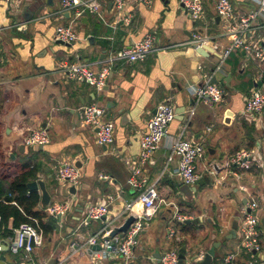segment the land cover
Masks as SVG:
<instances>
[{
    "label": "crops",
    "instance_id": "crops-1",
    "mask_svg": "<svg viewBox=\"0 0 264 264\" xmlns=\"http://www.w3.org/2000/svg\"><path fill=\"white\" fill-rule=\"evenodd\" d=\"M100 1L104 18L87 12L86 18L82 16L74 23L79 39L63 44L54 41L53 35L56 26L69 23L72 16L61 12V0H25L23 12L32 15L25 31L13 26L15 16L9 13L10 5L0 0V182L8 190L18 166L30 162L38 166V173L29 181H45L51 194L49 204L72 201L71 210L59 220L55 218V230L45 234L43 245L30 254L32 264H48L52 259L55 264H125L122 258L94 261L86 248L73 252L71 243L124 223L127 202H133L137 211L143 209L138 200L140 190L128 183L130 168L125 160H137L147 122L159 103L167 99L175 105L177 115L141 176L147 179L146 186L154 185L158 190L160 208L145 225L131 264H160L164 251L182 246L187 249L183 264H198L200 259L195 256L206 253L217 242L212 264H223L229 252H234L241 264L252 260L264 264V234L263 249L256 253L240 249L239 228L237 235L230 237L248 197L262 203L260 216L264 215V116L258 120L243 112L255 88L264 92V61L246 58L241 49L222 59L231 39L226 34L227 21L218 19L217 0H202L204 15L196 22L180 0H153L151 5L130 0L123 12L114 0ZM233 1L237 19L260 8L252 0ZM252 26L247 39L257 47L264 43V9L252 20ZM149 32L157 33L161 48L143 61L116 63L102 90L69 79L58 68V62L67 58L85 62L99 72L111 48L130 46ZM194 32L210 37L217 53L204 55L182 46L164 48L186 41ZM208 81L223 87V101L210 103L196 98V88ZM92 102L106 106L115 121L113 146L100 145L95 130L81 125L79 110ZM38 127L48 129L51 141L44 146L27 144V134ZM178 135L202 140L206 145L197 163L201 177L194 185L181 180L178 159H168ZM242 149H253L254 160L249 170L236 175L224 161ZM64 160L76 163L81 171V182L74 192L72 185L56 178V168ZM215 163L220 166L217 179L222 183L201 184L205 177L211 178L210 168ZM101 174L110 178H101ZM35 191L40 196L35 209L46 212L49 204L43 207L42 192ZM111 195L115 200L110 213L85 223L88 206ZM175 206L197 221L188 223L189 227L177 223L178 239H171L168 225ZM14 220L10 217L6 225L0 215V264H14L24 255L9 247L17 228ZM6 228L13 229L14 235H8Z\"/></svg>",
    "mask_w": 264,
    "mask_h": 264
},
{
    "label": "built area",
    "instance_id": "built-area-1",
    "mask_svg": "<svg viewBox=\"0 0 264 264\" xmlns=\"http://www.w3.org/2000/svg\"><path fill=\"white\" fill-rule=\"evenodd\" d=\"M9 5L16 0H7ZM130 0H114L117 9L123 12L127 2ZM146 5H151L153 0H133ZM260 7L259 10H253L249 14L237 19L234 16L235 4L233 0H217L216 11L220 18L227 21L226 34L231 39V44L223 51L222 59L228 58L232 52L241 49L245 52L246 58L254 57L264 61V43L259 46L252 45L248 41L249 33L253 26L252 20L255 19L261 10L264 9V0H252ZM184 10L190 15L193 22L202 18L204 15V5L202 0H180ZM71 12L72 19L69 23L56 26L53 40L73 43L79 39V33L75 29L74 23L81 19L84 12L97 14L104 18L102 4L100 0H61V12ZM70 16V17H71ZM128 20V17H126ZM158 36L156 32L147 33L141 40L134 42L130 46L122 48H111L105 58V65L96 72L89 65L82 61H70L61 59L58 62V68L69 78L76 81L86 82L91 86L102 90L107 78L112 72V67L118 62L134 63L145 60L149 54L161 48L158 45ZM195 45L202 47L210 45V37L202 35L200 32H194L181 43L170 44L164 48L184 47L195 48ZM222 66L220 65L219 68ZM195 96L198 100L206 102H221L224 100L225 92L217 82L208 81L198 86L195 90ZM244 114L251 115L255 119H262L264 116V92L260 88H255L245 102ZM194 113V111H192ZM177 111L175 105L170 100H164L156 108L155 113L147 122V130L141 136L140 154L135 161L125 160L130 168L128 183L140 190L138 200L142 203L143 209L137 211L133 202H127L124 205L123 214L125 218L133 215L135 220L130 224L128 230L122 234L111 236L112 228L103 229L97 233L88 236L86 239L74 240L71 243V249L76 252L86 248L94 261H99L104 257L122 258L125 264H131L135 258V248L139 243V235L142 233L145 225L157 213L160 208V196L154 185L146 186L147 179L141 177L143 168L153 152L157 150L167 133V128L171 121L176 117ZM81 125L90 127L96 132V139L100 145L113 146L115 143V121L109 116L108 108L98 102L83 105L79 110ZM51 141V136L46 127L32 129L26 136L25 142L29 145L44 146ZM169 160L178 159V174L181 180L188 185H194L200 179L197 163L206 152L205 142L195 138L178 135L170 147ZM254 150L242 149L229 156L224 161V166L236 175L244 170H249L253 164ZM220 166L218 163L212 164L210 173L217 179ZM101 178L108 179L110 176L101 174ZM56 178L69 185L78 186L81 182V171L79 166L69 160L62 161L56 168ZM111 195L107 200L90 204L86 210L85 223L91 219H101L110 213V205L114 201ZM72 208V201H57L46 207V212L57 218H62ZM260 204L251 197L247 199L241 210V221L239 230L241 233L240 249L247 253L259 252L263 249L261 236L264 234V228L261 224ZM259 212V213H258ZM31 221L22 222L16 229L15 235L9 243L12 252L23 253L21 260L14 264H29L34 261L30 254L36 247L43 245L44 232L39 224V219L31 217ZM187 219H192L191 215L183 213L178 206L174 208L173 220L168 225L169 237L178 239L177 223H183ZM100 245V249L94 248ZM3 245L0 243V252ZM204 251L198 254L197 260L203 258ZM223 264H241L236 259L234 252H229L224 256ZM160 264H180L179 247H173L164 251L160 258ZM261 261L252 260L250 264H260Z\"/></svg>",
    "mask_w": 264,
    "mask_h": 264
},
{
    "label": "trees",
    "instance_id": "trees-1",
    "mask_svg": "<svg viewBox=\"0 0 264 264\" xmlns=\"http://www.w3.org/2000/svg\"><path fill=\"white\" fill-rule=\"evenodd\" d=\"M236 52V51H234ZM38 166L33 163L18 166V174L14 176L10 182L8 190H4L0 182V215L2 222L7 225V220L14 217V225L19 226L22 222L31 221V217L39 219L41 229L44 235L53 232L57 224L55 217L49 216L45 211L36 210V206L40 201L39 193L35 190H29L27 183L30 179L37 178ZM49 218L46 222L45 219ZM191 224L184 223V227H189ZM5 232L13 236V229H5Z\"/></svg>",
    "mask_w": 264,
    "mask_h": 264
},
{
    "label": "water",
    "instance_id": "water-1",
    "mask_svg": "<svg viewBox=\"0 0 264 264\" xmlns=\"http://www.w3.org/2000/svg\"><path fill=\"white\" fill-rule=\"evenodd\" d=\"M25 4V0H16L14 2L11 3V6L9 8L10 10V14L12 16H15V18H13L14 20V25L13 26H17L18 30H23L25 31L26 26L28 24L29 21H31L32 19V15H29L28 13L25 14V12H23V7L22 5ZM24 6V5H23ZM68 15L71 16V12L67 11ZM87 12L83 13L84 18L87 17ZM218 19H220V17L218 16ZM58 43H63L66 44L63 41H57ZM195 49H197V51H199L202 54H207V53H217L216 50L211 46V45H203L202 47H199L197 45H195ZM229 78H231V75H229V77H227V82L229 81ZM215 81H217V79L215 78ZM228 84V83H227ZM185 109L182 110V113L184 112ZM184 114V113H183ZM14 156V155H12ZM204 183H211V178H207L205 177L201 184ZM28 188L30 190H41L42 192V198H41V204L43 207H46L50 202H51V194L49 193L45 181L42 179H36V180H31L27 183ZM76 186L72 185L71 186V191H75ZM198 187H195V192L197 191ZM247 202V199L245 201V203ZM261 213V210H260ZM241 218V215H239V217L234 221L233 223V233L232 235H230V237L236 236L237 235V229L239 228V221ZM57 220H59V218H57ZM135 220V217L133 215H130L129 217H127V219L124 221V223H122L121 225L115 226L113 228V230L111 231V236H115L119 233L122 232H126L130 226V224ZM197 220L194 219H187L185 222L186 223H193L196 222ZM261 224L264 225V215H261ZM219 247V242L215 243L213 245V247H211L210 249L207 250V252L205 253V255L203 256V258L200 259L198 264H212L214 258L216 257V248ZM94 248L96 249H100V245H96ZM186 253H187V249L186 247L182 246L180 247V260L181 262L184 261L186 259ZM161 256V255H160ZM198 257V254L195 256V258ZM160 258V257H159ZM194 258V259H195ZM48 264H55V261L52 259Z\"/></svg>",
    "mask_w": 264,
    "mask_h": 264
},
{
    "label": "rangeland",
    "instance_id": "rangeland-1",
    "mask_svg": "<svg viewBox=\"0 0 264 264\" xmlns=\"http://www.w3.org/2000/svg\"><path fill=\"white\" fill-rule=\"evenodd\" d=\"M21 147H22V150L25 149V145H24L23 142H22ZM210 176H211V183H210L209 185H211V186L217 185V182H216V176H215V175H210ZM185 185H188V184H185ZM248 199L251 200V197H248ZM258 199H259V201L261 200L260 197H258ZM261 204H262V203H261ZM261 204H260V205H261ZM262 206H264V205H262ZM262 226H263V225H262ZM263 227H264V226H263ZM139 237H142V234H140ZM183 263H185V262H182L181 264H183Z\"/></svg>",
    "mask_w": 264,
    "mask_h": 264
}]
</instances>
